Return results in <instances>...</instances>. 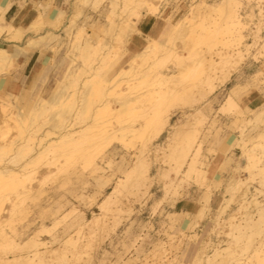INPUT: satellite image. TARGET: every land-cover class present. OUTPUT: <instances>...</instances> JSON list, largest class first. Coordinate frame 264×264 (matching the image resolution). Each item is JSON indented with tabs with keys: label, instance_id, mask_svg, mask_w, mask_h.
<instances>
[{
	"label": "rangeland",
	"instance_id": "374dc122",
	"mask_svg": "<svg viewBox=\"0 0 264 264\" xmlns=\"http://www.w3.org/2000/svg\"><path fill=\"white\" fill-rule=\"evenodd\" d=\"M199 1H161V12L150 15V36H159L155 30L162 25L164 17L178 20ZM238 1V12L246 22L245 38L247 42L254 43L252 49L234 70L231 80L220 84L217 94L209 99L212 103L208 106L205 99L197 98L193 92V86L203 76L198 66L202 56L210 49L225 50L220 41L229 33L220 13L193 21L196 30L204 34L201 40L191 43V54L183 65L198 72L187 79H175L171 85L177 86L179 91L171 92L156 106L172 113L174 127H169L161 138L156 139V145H151L150 150H144L152 167V178L144 184L142 175L131 169L135 156L141 152L144 136L139 133L121 138L122 133L118 130L128 124L131 116L134 117L133 121H141L148 111V105L155 99L147 96L135 105L133 114H119L120 98L127 90L126 81L121 79L115 86L109 81L133 56L132 49L136 47L134 39L142 36L141 23L144 17L135 22L136 29L127 38L121 34L127 24V12H124L121 0L116 8L111 7L112 0H62L59 5L48 0L42 7H37V15L31 19L23 17L22 11L16 13L14 25L20 30L21 36L13 38L8 31H3L0 34V46L13 51L15 45L20 44L24 47V53L0 76V101L7 97V92L18 94L20 100L17 102L13 99L16 108L12 115L15 119L5 121L0 109V141H3V133H7L5 141L8 144L12 141L17 144L32 142V135H36L35 144L37 137H43L45 144L48 140L58 139L54 133L44 135L47 130H53L48 122L61 106L52 103L53 96L64 91L66 94L62 100L76 102L77 106L81 103L84 83L88 79L100 81L103 93L94 96L88 113L79 116L74 122H77V127L94 123L111 124L117 133L110 139L111 145L106 149L105 157L98 159L102 167L100 171H93L83 157L84 154L96 158L99 156L102 141L99 137L91 136L80 142L65 144L64 148L48 152L37 159L31 165L34 172L25 181L31 192L22 195L15 208L5 197L7 194L15 197V194L0 189V257L7 260L2 264H158L159 257L164 264H193L197 257L212 254L213 245L219 238L214 234L210 236L206 230L226 198V187L232 178L241 177L245 181L248 178L250 183L253 181L250 173L244 169L245 165H238L242 163L244 151L254 148L258 156L264 155L260 148H256V144L262 142L259 132L264 122L252 120L256 113L242 109L238 99L243 88L264 86L262 71L256 69L254 75L247 74L248 67L251 70L255 63L264 60V39L255 40L254 34V30L260 27V34L264 36V2ZM46 7L50 12L62 8L66 14L60 22L51 21L42 15ZM109 16L116 20V31L112 36L101 38L96 35L98 26L109 25ZM8 19L11 20L10 16ZM69 25H72L70 33L65 30ZM83 28L85 33L80 37L79 31ZM50 32L59 36L51 41L45 39L35 46L29 44L31 38H39ZM88 36H91L95 49L91 59L84 62L78 56V46ZM143 40L146 42L145 38ZM173 42L175 45L181 44L180 39ZM108 51H112L110 60L116 61L110 73L108 65L101 61L103 53ZM179 64L175 57H169L162 61L160 67L178 68ZM246 76L248 79L242 83L241 77ZM4 79L6 83L2 86ZM148 80L139 81L140 85L134 91L150 94L155 86ZM235 86V99L242 110L232 105L222 109L225 98ZM45 102L48 109L36 113V108ZM106 102H109L111 110L103 108ZM195 108H202L207 116L206 120L198 124L197 140L202 146L201 161L208 167L210 182L175 173L176 162L194 127L192 112ZM18 109L22 111L19 118ZM96 130L99 128L95 127L90 134ZM234 135L236 140L231 146L230 140ZM13 154L14 151L0 155V167L19 168L29 157L10 162ZM220 155L225 158L220 168L221 176H224L221 179L215 174ZM120 178L122 183L118 181ZM105 180H109L106 185L103 183ZM209 183L218 186L222 200L218 205L211 200V210L206 219L187 228L188 222H194V216L191 212H183L180 203L187 199L199 201ZM251 185L263 190L260 199L264 201V186L257 180ZM112 191H115L112 197L104 208L101 207L107 194ZM3 231L9 234V241L3 239ZM41 240L45 243L40 244ZM220 240L228 241V238L222 236ZM242 243H234L233 246L240 251ZM37 248L41 250V257L32 263L27 257L33 256ZM252 261L257 262L256 259Z\"/></svg>",
	"mask_w": 264,
	"mask_h": 264
},
{
	"label": "bare ground",
	"instance_id": "6f19581e",
	"mask_svg": "<svg viewBox=\"0 0 264 264\" xmlns=\"http://www.w3.org/2000/svg\"><path fill=\"white\" fill-rule=\"evenodd\" d=\"M89 2L90 0H84ZM93 1V0H92ZM119 0H112V8L118 6ZM163 0H121L123 4L124 12H127L125 22L127 23L125 29L122 28L121 34L124 37L129 38L132 31L135 28V22L139 21L144 17V24L142 27V36L135 37L134 43L136 47L132 49L133 56L124 65L117 76L110 78V84L115 86L121 79L126 81L127 90L122 94L120 98L119 114L121 113H132L135 105L141 102L145 97L151 96L153 98L151 104L148 105V111L143 115L141 121H133L134 117L131 116L128 124L123 125L118 131H121V138L129 137V134L137 135L141 133L143 137L142 149L139 155L134 158V164L132 170L142 175V184L149 181L152 178L151 163L146 158L144 150H150L151 145H156V139L163 136L168 131L169 127H174L172 123V113L168 110L158 109L156 106L159 102H162L171 92L179 91V88L172 86L171 83L178 78L187 79L190 75H194L200 71L201 76L198 82L193 86L194 94H197V98L200 97L202 100L205 99L206 105L210 106L211 101L209 99L216 95L220 84H225L231 80L234 75L233 72L237 66L247 58V54L252 49L254 43L247 42L244 34L246 29V22L242 15L238 12L240 1L238 0H215L214 2H208L207 0H200L196 6L191 9L178 20L163 18V23L159 26L155 32L158 33V37H151L150 33L146 31V27L152 24V17L161 12L160 2ZM250 1V0H249ZM264 2V0H263ZM7 7L0 6V34L3 31H8L12 34L13 38H19L20 30L14 25V20L6 17ZM47 18L51 21L60 22L65 16L66 12L62 8H58L56 12H50L47 7L43 10ZM221 14V18L225 20L226 28L228 29L229 35L223 37L220 41L225 47V50L214 51L210 49L207 53L202 56L199 63L198 71L194 68L190 69L183 62L191 54V43L199 41L203 37V32L199 33L196 30V23L193 21L197 18H204L211 16L212 14ZM151 15V16H150ZM109 25L98 26L96 35L99 37L112 36L116 31V20L114 17L109 16ZM72 25L66 27V31L70 33ZM261 28L257 27L254 30L255 40L257 38H263L260 34ZM84 28L79 31V36L82 37L84 34ZM212 33V31H211ZM59 34L54 32L41 35L39 38H31L29 44L32 46L38 45L42 41L53 40L57 38ZM146 42H144V39ZM40 39V40H39ZM180 39L181 44L175 45L174 40ZM173 43V44H172ZM264 48V45H262ZM94 45L91 42V36L85 38V42L78 46V56L84 62L89 61L94 50ZM111 52L108 51L103 53L101 61L108 65V73H110L116 61H111ZM24 53V47L20 44H16L13 51H9L7 48L0 46V76L4 75L13 61L18 56ZM169 57H175L180 62V67H160L162 61ZM75 59L72 60L74 62ZM113 62V64L111 63ZM111 63V64H110ZM186 66V67H185ZM196 67V66H195ZM78 70V67L76 68ZM75 71V70H74ZM73 74V71H70ZM144 79L148 80L149 83L155 86L149 93H138L135 92L140 83L144 82ZM84 91L82 92L81 103L76 106V102L70 103L66 100H62L66 94L64 91H59L53 96L52 103L54 105L61 104L60 108L55 111L51 116L48 125L53 130H47L44 134L49 136L51 134H57L58 139H51L44 143L43 137L38 138L34 141L36 135L30 137V141H23L16 143L12 141L7 143L5 137L7 133H3V141H0V155L4 156L14 151V156L10 162H19L26 156H29L19 168L14 167H0V189L14 193L15 197L7 194L6 200L10 201L13 208L21 199L22 195H28L31 192L25 183V181L34 172L31 170V165L36 162L44 154L51 152L56 149L64 148L68 143H76L90 138L91 136L99 137L102 141L100 153L98 158L96 156H89L84 154L86 162L92 167L93 171H100L102 167L98 162V159L105 157L106 149L111 145L112 137L116 136L117 130L111 124H97L93 125L86 124L84 126H78L74 120L81 115H85L91 109L94 102V96H100L103 93L100 81L94 79H88L84 83ZM113 88V87H112ZM236 86L231 89L225 98V103L222 109H225L227 105H232L237 109H240L238 102L235 99ZM264 89V88H263ZM6 98L0 101V109L5 117V121L9 119H15L13 117V110L16 108L14 100L18 102L20 96L12 92H7ZM205 105V106H206ZM76 106V108H75ZM104 109L111 110L109 102H106ZM48 109V104L45 102L36 108V113L44 112ZM18 118L22 115L21 109L17 110ZM255 112V116L252 120H258L264 122V108ZM194 126L186 145L183 147L179 161L176 162L175 173L179 175L183 173L186 177L195 176L202 179L203 182L212 181L208 177V167L201 161V144L198 138V124L207 119L205 111L202 108H195L193 110ZM133 114V113H132ZM131 114V115H132ZM75 116V117H74ZM17 118V119H18ZM98 127L99 130L95 133H91L92 129ZM179 130V129H177ZM180 128V132H181ZM172 133V132H171ZM186 133V131H185ZM93 134V135H92ZM259 137L262 140L256 144V148H260L264 154V127L259 132ZM236 137L231 138V146L235 142ZM35 144V145H33ZM114 145H112L113 147ZM255 149H249L244 151L245 155L242 158V163L238 165L243 166L244 169L250 173L251 183L254 184V180H257L261 185L264 186V155L258 156ZM2 161V158H1ZM122 183V178L118 180ZM109 180H105L103 183L106 185ZM248 181L241 177L232 178V181L228 187H226V198L218 209V213L212 218V224L207 228V232L212 236L219 238L218 242L214 243L212 254H205L195 259L193 264H264V201L260 199L263 190L251 185ZM219 188L217 185L209 183L207 188L204 190L201 198L199 199V205L191 212L194 216V222H188L187 228H192L194 225L203 222L211 210V200L215 191ZM115 191L107 194L104 201L101 203V207L112 197ZM16 200V201H15ZM98 219V216L96 217ZM92 220H89L91 222ZM5 231L2 232L3 239L9 241L10 236ZM222 236H227L228 241L220 240ZM258 238V240H257ZM257 240V241H256ZM241 250L238 251L234 248V243H239ZM225 242V244H223ZM45 242L41 240L40 244ZM38 245V244H37ZM251 249V250H250ZM41 250L38 248L33 256L27 257V260L35 263L37 258L41 257ZM256 259L254 263L252 260ZM11 260V259H10ZM42 261V258H40ZM7 261L0 257V264ZM158 264H164L162 258H158ZM147 264V263H146Z\"/></svg>",
	"mask_w": 264,
	"mask_h": 264
},
{
	"label": "crops",
	"instance_id": "0c3cea01",
	"mask_svg": "<svg viewBox=\"0 0 264 264\" xmlns=\"http://www.w3.org/2000/svg\"><path fill=\"white\" fill-rule=\"evenodd\" d=\"M48 0H0V6L7 7L9 4V8L6 12V17L10 16V19H15L16 13L22 11V15L25 18L31 19L35 15H37V7H42L43 4ZM55 5H59L62 3V0H53ZM15 21V20H14ZM25 21V20H24ZM144 22L141 23V28L143 27ZM146 31L151 32L152 31V24L146 27ZM247 74L249 76H252L256 73V69H259V71H262L264 73V60L260 63H255L254 67L250 70L249 67L247 68ZM247 75V76H248ZM246 77H241L242 83L248 79ZM234 80L236 78L234 77ZM6 83L5 79L2 81L1 85L3 86ZM264 86L263 87H255L250 86L247 88H243L241 93L238 96L239 103L242 107V109H250L251 111H259L260 109L264 108ZM236 137L235 135L232 137V139ZM238 151V150H237ZM224 157L222 155L219 156V159L215 166V174L216 176L221 179L224 176H221L222 173H220V168L222 164L224 163ZM225 175V174H224ZM218 179V180H219ZM222 200V194L221 190H217L214 193V196L212 198L213 204L218 205L219 202ZM199 205V201L197 199H187L180 203V209L183 212H192L193 209H195Z\"/></svg>",
	"mask_w": 264,
	"mask_h": 264
}]
</instances>
